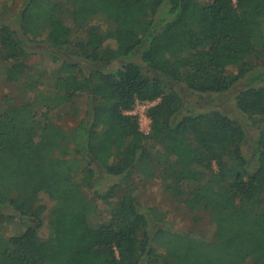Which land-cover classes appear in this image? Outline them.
Masks as SVG:
<instances>
[{
    "label": "trees",
    "instance_id": "16d2710c",
    "mask_svg": "<svg viewBox=\"0 0 264 264\" xmlns=\"http://www.w3.org/2000/svg\"><path fill=\"white\" fill-rule=\"evenodd\" d=\"M9 13L0 63L33 95L0 104V264H264V0H22L18 28ZM249 43L258 56L241 58ZM229 92L232 113L210 104ZM84 95L72 130L54 121ZM156 100L146 133L127 111ZM152 180L210 225L176 229L141 204Z\"/></svg>",
    "mask_w": 264,
    "mask_h": 264
},
{
    "label": "rangeland",
    "instance_id": "374dc122",
    "mask_svg": "<svg viewBox=\"0 0 264 264\" xmlns=\"http://www.w3.org/2000/svg\"><path fill=\"white\" fill-rule=\"evenodd\" d=\"M22 3V0H0V17H2V14L5 13L7 10H10L12 14V17L3 19L4 22L11 24V26L18 28L19 23L17 20L14 19V11L19 7V5ZM46 37L42 36L41 38L37 39L36 41H33L30 43V45L38 48H47V43L44 42V39ZM253 50L254 48L252 45L246 44L243 45L240 49L241 58H244L246 56L245 51H248V49ZM258 49V48H257ZM256 49V50H257ZM252 52V54L247 58L249 59L252 55V59H254L255 54L257 51ZM258 56V54H256ZM261 61L264 62V56H261ZM30 62L35 65V67H38L39 69L46 67L47 69H51L56 66V63L52 62V56L50 54H34L30 58ZM224 65L229 72L236 71L237 67H235L232 62L224 61ZM5 68L6 66L4 64L0 63V104H2L6 99H12L15 102H21L25 99V97H30L33 95V93H28L27 96L23 93L21 87L24 81L26 80L25 77H22L18 80H8L5 76ZM240 83V82H239ZM228 94V93H227ZM226 94H219L217 95V99L215 98L213 102H210L211 105L218 104L220 108L226 109L227 111L231 112V105L234 103L235 98L234 94L232 92H229V96H225ZM25 96V97H24ZM28 97V98H29ZM193 99H197V96H193ZM203 99L205 101H208L209 97L206 95H203ZM86 95L78 97L75 101L74 105H63L57 108H54L51 110V114L53 116V119L56 123L62 125L67 130H72L84 117L85 109H86ZM231 103V104H230ZM206 105V104H205ZM137 110V113H141L143 108L137 109V107H134ZM146 114V112H144ZM233 116L240 117L239 114L233 112ZM141 128L146 131L148 124L146 119H141L140 121ZM245 128L249 132V136H251V139H253V136L258 134V131L260 130V127L252 126L251 123L247 122L245 125ZM115 179H106V183L113 182ZM136 195L138 196V201H140L141 204H149L152 206H157L162 211L167 213V219L171 222L172 226L176 229H187V228H194L198 231H204L209 225L210 220L209 216L202 210H192L187 205H184L182 203H178L174 201L172 198L168 197L162 190L161 186L156 180H152L148 183H142L139 185L136 189ZM38 203L40 205H43L45 207L44 212V220L45 223L41 227L39 234L41 238L47 239L50 236L51 233V227L49 224L50 219V209L52 207L53 202L49 199L47 195L41 194L38 196ZM101 211L106 213L107 206L104 204L100 205ZM200 218L199 221L196 222L195 218ZM7 228L4 229V232L6 235H11L15 233H19L23 230V227L20 223L14 222L13 224H10L9 226H6ZM161 238L160 240H162Z\"/></svg>",
    "mask_w": 264,
    "mask_h": 264
},
{
    "label": "built area",
    "instance_id": "2783aa9c",
    "mask_svg": "<svg viewBox=\"0 0 264 264\" xmlns=\"http://www.w3.org/2000/svg\"><path fill=\"white\" fill-rule=\"evenodd\" d=\"M158 101L159 100L137 103L136 104L137 109H139V108L142 109L143 108L142 109L143 111L141 113H139V114L137 113V110L135 108H133L132 110L127 111L128 114H132V115L137 116L138 119H139V123H140L141 119H146L147 120L148 127H147L146 131L141 128L146 133H149V131L151 129V119H150V117L148 115V110L152 106L156 105ZM144 112H146V114ZM140 127H141V124H140Z\"/></svg>",
    "mask_w": 264,
    "mask_h": 264
}]
</instances>
